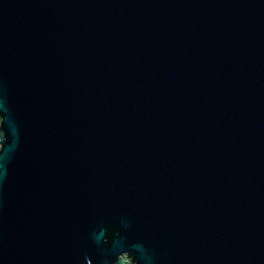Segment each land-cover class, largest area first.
<instances>
[{
    "label": "water",
    "instance_id": "95a60500",
    "mask_svg": "<svg viewBox=\"0 0 264 264\" xmlns=\"http://www.w3.org/2000/svg\"><path fill=\"white\" fill-rule=\"evenodd\" d=\"M0 264H264V0H0Z\"/></svg>",
    "mask_w": 264,
    "mask_h": 264
}]
</instances>
